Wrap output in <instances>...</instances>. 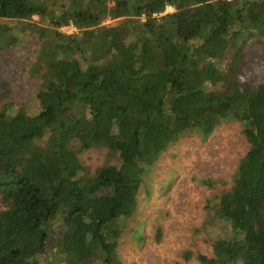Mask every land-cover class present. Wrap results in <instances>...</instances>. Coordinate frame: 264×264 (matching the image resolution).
<instances>
[{"label":"trees","instance_id":"obj_1","mask_svg":"<svg viewBox=\"0 0 264 264\" xmlns=\"http://www.w3.org/2000/svg\"><path fill=\"white\" fill-rule=\"evenodd\" d=\"M23 34L38 39L34 106L0 105V264H39L58 227L68 264H122L146 172L186 132L209 137L225 120L250 147L209 202L231 234L196 257L264 264V79L242 81L264 0H0V50ZM103 137L119 163L91 172L78 154Z\"/></svg>","mask_w":264,"mask_h":264},{"label":"rangeland","instance_id":"obj_2","mask_svg":"<svg viewBox=\"0 0 264 264\" xmlns=\"http://www.w3.org/2000/svg\"><path fill=\"white\" fill-rule=\"evenodd\" d=\"M174 11L173 6H168L165 14ZM114 23L106 18L100 27ZM61 30L70 34L76 28L71 24ZM37 45L35 35L23 34L17 42L0 50V105L12 101L17 108L32 110L35 80L27 68ZM243 51L247 65L242 81L262 82L264 39L248 41ZM225 56L231 58V46ZM242 129L239 122L225 120L209 137L188 131L161 154L144 175L137 211L128 220L117 249L122 264H199L198 254L211 256L215 240L230 236L226 223L214 218L209 202L231 187L238 163L249 150ZM109 141L108 137L98 139L94 147L78 154L87 170L94 172L106 162L119 163ZM203 178L212 179L213 184L203 183ZM62 230L58 227L51 234L45 254L38 256L39 264H68L55 242ZM38 245V240H34L33 254ZM189 251L192 257L188 259Z\"/></svg>","mask_w":264,"mask_h":264}]
</instances>
